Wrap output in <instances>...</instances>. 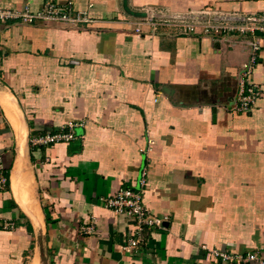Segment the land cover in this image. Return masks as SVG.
<instances>
[{
    "label": "crops",
    "instance_id": "0c3cea01",
    "mask_svg": "<svg viewBox=\"0 0 264 264\" xmlns=\"http://www.w3.org/2000/svg\"><path fill=\"white\" fill-rule=\"evenodd\" d=\"M46 2H71L93 24L0 23V156L8 180L0 264H259L221 262L210 250L259 249L264 258V34L250 77L263 93L238 113L249 37L225 42L173 26L134 34L138 18L124 13L122 0H0V8L35 12ZM128 5L222 13L237 23L255 16L264 26V0ZM69 123L77 139L30 144ZM121 188L140 189L145 208L167 217L137 253L122 250L136 237L134 225L101 204ZM89 225L94 234H82Z\"/></svg>",
    "mask_w": 264,
    "mask_h": 264
},
{
    "label": "built area",
    "instance_id": "2783aa9c",
    "mask_svg": "<svg viewBox=\"0 0 264 264\" xmlns=\"http://www.w3.org/2000/svg\"><path fill=\"white\" fill-rule=\"evenodd\" d=\"M146 17L138 18V23L133 27L134 34L141 33L143 26L149 27L151 33L158 31L160 27L172 26L170 24L184 25L185 29L190 26V20H194L203 14H162L159 11L144 10ZM158 12V13H157ZM172 15L171 17H169ZM208 16L206 20H197V28H190V35H205L213 37V39L225 41L230 35L250 38V47L255 54L261 46V35L264 34V26L260 18L255 16H247L240 18L241 22L237 23L236 18L227 16L222 13H206L203 16ZM50 20H59L69 22L70 25L89 26L93 24L86 12H74L71 2L59 5L53 2H46L37 11L32 12L28 8H0V23L4 24H21V25H36ZM184 20V21H183ZM188 20L187 23H184ZM230 20V21H229ZM236 21V22H234ZM258 32V34L256 33ZM255 63V55L250 58L249 63L241 67L239 77V88L237 90L236 102L233 110L238 113H247L255 105L257 100L262 95V90L251 79V73ZM75 124L69 123L65 128H62L54 134L41 135L31 139L30 144L36 147H45L55 145L57 143H68L77 139L75 133ZM7 176L2 166L0 156V193L6 189ZM146 182V173L142 172L139 180V188H142ZM101 204L106 209H109L117 216H121L129 220L134 225L135 238H129L122 245V250L126 253H137L143 248L145 240H150L152 233L162 228L167 221V217L153 216L148 209L145 208L142 202L140 189L134 190L130 188H121L114 195L101 198ZM82 234H94L93 226H85L81 228ZM146 237V238H144ZM210 255L218 258L221 262L237 261L247 262L256 261L259 264H264L263 254L261 250H252L245 254H237L232 252H221L210 250Z\"/></svg>",
    "mask_w": 264,
    "mask_h": 264
},
{
    "label": "rangeland",
    "instance_id": "374dc122",
    "mask_svg": "<svg viewBox=\"0 0 264 264\" xmlns=\"http://www.w3.org/2000/svg\"><path fill=\"white\" fill-rule=\"evenodd\" d=\"M146 9H148V8H146ZM173 12H171V13H166L167 15L168 14H172ZM172 15H170L169 17H171ZM184 21V20H183ZM188 22V20H185V22L184 23H187ZM170 25H172L173 27H178V28H180V29H182L180 32L182 33V34H184V35H190V28H197L198 29V26H200V24H198V22H196V21H194V20H190V26H189V28L188 29H185V27H184V25H179V24H170ZM172 26H169V27H172ZM252 50V49H251ZM252 55H254V53H253V51H252V53H251ZM252 57V56H251ZM250 61V60H249ZM249 63V62H248ZM245 64H247V63H245ZM244 65V64H243ZM242 65V66H243ZM241 66V67H242ZM240 71H241V69H240ZM238 88H239V83H238ZM238 88H237V90H238Z\"/></svg>",
    "mask_w": 264,
    "mask_h": 264
},
{
    "label": "water",
    "instance_id": "95a60500",
    "mask_svg": "<svg viewBox=\"0 0 264 264\" xmlns=\"http://www.w3.org/2000/svg\"><path fill=\"white\" fill-rule=\"evenodd\" d=\"M122 9L125 14L133 18H145L146 14L144 12L133 10L128 5V0H122Z\"/></svg>",
    "mask_w": 264,
    "mask_h": 264
}]
</instances>
